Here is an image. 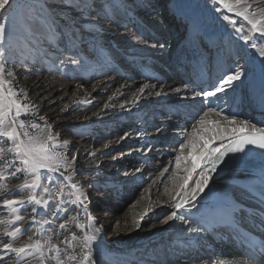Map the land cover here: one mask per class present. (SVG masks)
<instances>
[{"label": "bare ground", "instance_id": "obj_1", "mask_svg": "<svg viewBox=\"0 0 264 264\" xmlns=\"http://www.w3.org/2000/svg\"><path fill=\"white\" fill-rule=\"evenodd\" d=\"M134 1L137 7L127 12L117 8L112 19H105L109 21V25L103 27L105 43L101 42L95 49L87 47L86 50H80L86 62L85 74H89L91 80L97 79L93 83L95 90L93 85L81 88V98L88 100L92 108L89 118L83 120L88 121L96 116L94 114L104 115L107 131L95 133L96 136L90 134V138L78 143L77 152L74 153L80 160L77 164L85 165L81 157L82 148L92 149L96 137H99L103 139L102 144L97 143L95 149L103 162L99 165L107 170L110 167L101 185L108 186L111 199L115 195L121 197L122 188L135 193L125 198L132 202L123 212L116 208L115 213L111 214L109 203L101 207L100 215L103 216L104 224L97 225L102 226V232L94 250L96 262L115 253V257L110 261L108 258L105 264H192L189 257L194 259L198 256L205 259L212 256L222 264H253L238 255L232 243L221 241V237L226 236L224 231L212 229L208 218L211 208L217 203L233 204L248 199L241 183L254 178L249 172H221L217 169L212 173L208 187L187 214V223L175 220L160 224L159 221L172 210L168 206L171 197L165 194V185L171 190L169 176L175 171V156L179 154L177 143L185 128L190 131L194 108L207 110L211 105L224 109L225 113L237 111L238 119L251 122L264 120V106L261 104L264 57L254 60L252 56L255 53L250 44L240 39L232 25L224 29L216 15H212L210 20L202 19L199 12L201 1L186 11L183 0H176L157 19L151 17V12L162 0ZM204 5L207 7V1ZM254 9L255 4L250 11ZM202 12L209 15L206 11ZM233 20H236L237 27L241 26L242 18L234 15ZM243 24L244 27L248 26L244 28L246 32L243 34H249L251 26L246 21ZM256 43L262 46L264 40ZM234 65H240L243 76L226 93L207 98L203 104V97L191 99L194 92L214 90L219 79L233 71ZM144 83L156 85V90H160L162 85L167 94L160 97L145 95L139 103H131L133 94ZM185 84L188 85L187 89H184ZM177 88L181 89L179 93L173 91ZM117 89L120 94L113 96ZM109 97L113 98L109 100ZM105 103L113 106L105 109ZM212 118L216 117L213 115ZM257 126L264 124L258 123ZM157 128L161 132L158 133ZM125 133L128 135L125 136ZM220 143L216 141L212 146L218 147ZM105 144H108L107 148ZM167 151L170 154L165 156ZM135 154L136 157L141 154L142 163L130 162ZM125 158L130 161L127 162ZM119 168L122 174L116 178ZM164 168H168L169 172L160 176ZM110 177L114 179L109 181ZM196 178L194 173L190 186ZM74 180L79 181L85 192L93 193V207L90 205L88 209L94 216L97 208H100L97 200L102 196L95 191L97 180L89 182L84 176ZM145 213L142 228L135 229L134 219L138 221L140 215ZM197 227L205 231H190ZM190 238L197 247H204L198 252L186 249L187 255H181V246L187 244Z\"/></svg>", "mask_w": 264, "mask_h": 264}, {"label": "snow or ice", "instance_id": "obj_2", "mask_svg": "<svg viewBox=\"0 0 264 264\" xmlns=\"http://www.w3.org/2000/svg\"><path fill=\"white\" fill-rule=\"evenodd\" d=\"M213 3L242 18L241 26L237 27L236 20L231 19L229 15L222 17L232 25L245 44L251 41V47L255 49L256 41L264 40V0L259 2L252 0L251 3L249 0H234V3L233 0H213ZM14 4L16 0H0V199H2L0 208H6L8 216L11 217L0 219V225H4L0 229V235L10 238L7 241L0 239V253L10 257L5 261L3 255H0V264H97L93 255L102 226L96 225V218L91 215L86 203L87 193L79 181L74 180L78 172V156L76 154L70 156V141L61 140L48 118L39 115L41 109L29 101L28 92L24 88L17 87L16 75L7 67L5 49L14 38H20L16 27L18 18L9 15L15 11ZM253 4L255 9L250 11ZM240 5L243 7H237ZM67 6L71 11L78 12L79 16L61 17L65 20L63 25L59 24L52 12L39 17L31 14L19 17V23L27 38L36 43L47 42L50 49L56 50H60V43L66 41L64 50L72 51L78 42L85 43V36L91 33L90 39L95 49L99 47L97 43L101 27L99 20L112 19L117 8L125 12L129 9L122 0H67ZM19 7L20 5H17V8ZM216 10L220 11V7ZM29 11L31 13L34 10ZM93 13L96 14L95 18ZM36 20L46 26V33L42 37L33 31L32 22ZM245 21L251 26L249 34H243ZM251 33L258 35L252 36ZM258 54L264 57V48H260ZM44 55L47 56L48 53ZM64 63L65 61L61 60V64ZM66 63L79 65L80 60L70 56ZM25 68L26 71L30 70L27 66ZM242 76L243 72L237 67L235 71L224 75L214 90L194 92L191 99L203 97L201 101L203 104L207 98L226 93L227 89L232 88L233 83L240 81ZM150 78L155 77H146ZM82 87L80 84L76 85L77 89ZM187 88L188 85L185 84L184 89ZM93 89L95 90V85ZM173 91L179 93L181 89ZM117 94H120L119 89L113 96ZM166 94L162 85L160 90H156V85L144 83L133 94L131 103H139L145 95L160 97ZM112 98L109 97V100ZM261 104L264 106V90L261 93ZM111 106L113 105L104 104L105 109ZM67 109L68 105L65 104L61 111ZM29 115L34 119L22 118ZM213 115L215 119L212 118ZM237 117V111L225 113L224 109L211 105L207 110L194 108L190 131L185 128L178 142L179 154L175 156V171L169 176L171 190L165 185V194L171 197L168 206L172 210L159 221L160 224H168L175 220L188 222L187 214L198 202L200 194L208 187L212 173L225 163L226 156L245 154L255 149L264 153V126H257L258 123L264 124V120L251 122ZM156 131L159 133L161 129L157 128ZM127 135L125 133V136ZM216 141L221 143L218 147H213ZM104 147L107 148L108 144ZM88 156L95 157L96 152H88ZM197 169L200 171L197 172ZM167 172L169 169L164 168L159 175L163 176ZM194 173L197 178L190 186L189 182ZM21 175L24 177L23 182L18 184L15 190L9 191L6 181L19 179ZM4 193L20 195L22 198L8 199L3 196ZM252 195L258 198L260 214L247 218L253 223L258 220L259 226L264 228V187L259 191H252ZM27 206H31L29 226L25 229L14 226L16 222L25 221L26 217L19 212L27 210ZM243 211L242 204H234L232 207L234 214ZM81 214L86 216V225L80 220ZM145 215L146 213L141 214L138 221L134 219L135 229L142 228ZM72 224L79 233L70 230L69 226ZM190 231L201 232L205 229L197 227ZM24 236L26 239L21 240ZM203 247L204 245L198 247L194 245L190 238L187 244L181 246L180 253L187 255L186 249L198 252ZM249 247L253 252H258L264 260V243L260 244L259 248L255 243ZM189 259L192 264H222L212 256L207 259L199 256Z\"/></svg>", "mask_w": 264, "mask_h": 264}, {"label": "rangeland", "instance_id": "obj_3", "mask_svg": "<svg viewBox=\"0 0 264 264\" xmlns=\"http://www.w3.org/2000/svg\"><path fill=\"white\" fill-rule=\"evenodd\" d=\"M174 1L176 0H162V3H159L160 5L156 6V8L151 12L153 14L151 17L155 19L160 18L165 12H167V9L171 5H174ZM198 1L202 2L199 10L202 19L208 18V20H210L212 15H216L217 18L220 19V25L224 26V29L227 26L231 25L228 21H224L222 17L223 15H229L231 19H234V13H228L227 10L223 9L221 6L214 5L213 0H205L207 1V7L206 5H204V0H183V5L186 11L187 8H194ZM124 4L128 5L129 9L138 6V4L134 0H125ZM17 5H20V7L17 8ZM217 7H220V11L216 10ZM13 9H15V11L10 12L9 15L17 16L18 18L16 27L18 31V37L20 38H14L5 49L7 67L14 71L16 75L17 87L24 88L28 92L29 101L32 104L39 106V108L41 109L39 115H45L48 118L49 123L53 124L54 131L59 133L61 140L68 139L70 141L71 156V154L77 152L76 147H78V143L80 141H83L85 139L87 140L92 134L96 136L95 133H103L107 131V129H105V124L107 123V121L104 115L93 116L88 121L83 120L89 118L88 116L92 113V108L90 103H87L88 100L81 98L83 89L81 91V88H76L77 84L82 85L84 88L85 86L89 87L90 85H93L95 80H97H91L88 78L89 74H85L84 66L86 65V62L84 60L83 53L81 54L80 52L81 49H88L87 47H89L90 49H94L92 46L93 42L90 39L91 33L85 36V43L78 42L76 48H74L72 51L64 50L66 41H62L60 43V50L50 49L47 42L41 44L33 42V40L27 38V34L24 32L23 27L19 23V17H27L30 14L39 17L42 14L47 15L49 12H52L59 24L63 25L65 23V20L61 17L79 16L78 12H73L68 8L67 0H16V4L13 5ZM29 9H32L34 11L30 13ZM202 11H206L207 13H209L210 17L209 15L203 14ZM92 15L94 18L96 17L95 13H93ZM99 25L101 27L97 43L100 46L101 42L105 43L106 39L103 38V27L105 25L108 26L109 21L101 19L99 20ZM32 26L33 31L39 34L41 37L46 33V26L42 25L39 20L32 22ZM245 27L248 26L246 25ZM119 30H117V32H120ZM244 32L246 31L244 30ZM179 34L181 35V33ZM249 44L251 47V41L249 42ZM263 46L264 45L261 46L257 44V48L254 49L253 47H251V49L255 53L252 56V58L254 57V60L263 59V57L259 55L257 56V52L260 48H263ZM46 52L48 53L47 56L44 55V53ZM70 56L79 59L80 64L71 65L66 63L68 57ZM61 60H64L65 63L61 64ZM25 66H27V68L30 70L26 71ZM236 67L237 66L234 65L232 70L235 71ZM238 67H240V65H238ZM65 104L68 105V109L62 112L61 109ZM22 118L34 119V117H32L31 115ZM158 119L159 118H157V120ZM114 123L116 125V120ZM102 142L103 139L96 137L92 149L90 147V149L88 147L82 148L83 154L81 157L84 159L85 165L82 166L80 163L77 164L78 172L74 177L76 179L79 176H84L87 180H89V182L97 180L95 183V187L97 190L95 189V191H97L102 196L97 200L100 208H97V212L94 215L95 218L97 217L96 225H102V222L104 220L102 218L103 216L100 215L101 207L104 205V203H109V205H111V214L115 213L116 208H120V211L123 212V210L126 207H129V204L132 202V200H126L125 198H128L129 195L133 196V194H135L132 190L128 192L125 190V188H122L121 197L120 195H115L111 199V194L109 193L110 190H108V186L106 184L101 185L103 184V180L106 179L104 176L109 173L110 167H108V170L103 169L102 166L100 167L99 164L103 163L101 161L102 159L97 155V153L95 157L88 156V152H92V150L96 151L95 149L98 147L97 143L102 144ZM168 153L170 154V151H167L165 153V156H168ZM173 154L172 155L175 156L174 152ZM140 156L141 154L137 155L136 157L135 154L134 158L131 157V161L129 159L126 160V158L125 160L127 162L130 161L139 164V161H141L140 163L143 162ZM117 172L118 176L116 175V178L120 177V175L122 174L121 168H119ZM103 177L105 179H103ZM23 179L24 177L21 175L19 179L6 181L8 183L9 191L15 190L16 186L23 182ZM113 179L114 178L110 177L109 181H112ZM86 193L88 196V200L86 201V203L89 202L88 206L91 205V207H93V193L89 191H87ZM3 196L8 199L22 198L20 195L12 196L8 193H4ZM0 203H2V199H0ZM30 213L31 206H27V210H21L19 214L25 216L26 219L25 221L16 222L14 226H19L22 229L27 228L30 224V220L28 219ZM5 218L11 219V217L8 216L7 209L0 208V219ZM80 220L85 225L87 224L86 216H84L83 214H81ZM3 227L4 225H0V229H2ZM45 227L48 226L45 225ZM69 227L70 230L77 231L79 233V230L76 229L74 224L70 225ZM0 239L7 241L10 238L0 235ZM24 239H26V236L21 238V240ZM114 254L111 253L112 257L107 255V257L105 258H101V260L97 264L107 263L108 261H110V259L115 257ZM0 255H3L5 261H8L10 259V257L4 253H0ZM93 258L95 259L94 255Z\"/></svg>", "mask_w": 264, "mask_h": 264}]
</instances>
